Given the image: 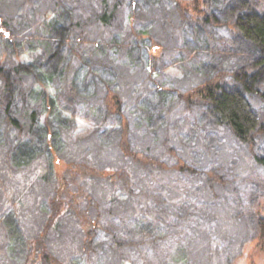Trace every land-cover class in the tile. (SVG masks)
<instances>
[{
  "label": "trees",
  "instance_id": "obj_1",
  "mask_svg": "<svg viewBox=\"0 0 264 264\" xmlns=\"http://www.w3.org/2000/svg\"><path fill=\"white\" fill-rule=\"evenodd\" d=\"M24 1L25 7L31 8L33 0ZM251 2L153 0L145 30L137 29L131 6L129 32L118 33L111 26L126 0H112V5L110 0H101L100 13L92 14L100 29L94 37L83 12L76 5L67 8L57 0L54 14H34L33 21L21 18L26 33L0 15V264H70L60 250L65 245L66 230L78 242V247L68 253L74 251L71 255L79 254L76 258H86L89 264L99 248L109 253L107 264H141V259L132 257L143 256L148 250L141 237L130 239L110 230L104 242L95 243L92 224L99 223L104 214L129 216L126 208L131 205L118 207L117 198L136 201L145 216L152 214L165 224L171 218L175 233L169 230L173 234L170 238L177 240L186 230V235L191 233L189 237L196 239L183 242V264L234 263L251 237L236 235L241 224L235 220L244 217L243 202L235 200L230 210L226 201L236 198L238 190L232 186H240L244 177L233 176L222 161L213 170L197 171L181 158L175 164L169 159L179 147L173 137L180 129L194 138L195 132H210L196 125L217 124L236 143L247 145L253 164L264 169V155L259 152V143L264 141V13ZM38 30H42L41 46L51 53L45 66L25 64L21 59V52L37 38L34 31ZM109 31L113 33L107 35ZM185 62L192 69L184 70V78L201 70L200 78L189 79L192 82L187 86L180 82L164 88L161 79L169 78ZM55 81L59 86L51 91ZM97 83L102 94L93 106L101 119L95 129L118 135L110 150L113 158L109 157L110 164L104 168L113 173L101 176L96 173L103 168L96 164L103 158L90 156L87 146H75L79 143L72 134L76 115L63 111V104L74 94L88 99ZM28 97L36 101L28 103ZM154 99L161 101L152 114L155 121H148L146 114L144 123L162 127L161 144L155 148L134 139L150 129H133L134 110L141 119V112L150 110ZM73 149H79L76 155ZM81 160L91 167L87 172L77 165ZM61 163L67 168L59 176L55 165ZM171 167H178L181 174L194 170L205 177L201 200L182 214L169 212L172 202L162 179ZM19 178L24 179V185ZM96 184L108 187L113 196L104 194L106 187L103 195L97 194ZM153 190L158 199L153 198ZM43 203L47 210L39 214L36 207L43 208ZM102 204L110 205L109 209L103 211ZM205 204L216 212L208 219L211 222L227 217L217 234L208 235L204 229L207 221L196 215V208ZM79 206L86 212L94 211L91 225L79 218ZM160 210L161 219L157 216ZM74 213L76 216L65 220ZM255 227L264 240V216L258 217Z\"/></svg>",
  "mask_w": 264,
  "mask_h": 264
},
{
  "label": "rangeland",
  "instance_id": "obj_2",
  "mask_svg": "<svg viewBox=\"0 0 264 264\" xmlns=\"http://www.w3.org/2000/svg\"><path fill=\"white\" fill-rule=\"evenodd\" d=\"M251 1V5H253L259 12L264 13V0ZM57 2L65 3L67 8L72 7V5H76L77 8L83 12L84 17L90 21L89 27H91L90 32L92 37H94L95 34L100 31L92 14L96 12L100 13L101 9L99 8L101 0H57ZM152 3L153 0H126L125 6L119 9L118 17L113 20L111 29L118 33H120V30H122L124 33L129 32L128 22L131 19L129 13L131 11L130 7L132 6L135 9L134 14L137 19L136 20L134 18L133 21L135 25L139 24L137 25V29L145 30L146 17L148 16V12ZM110 5H112V0H110ZM57 9L58 6L56 4V0H33L31 8H29V6L25 7L24 0H0V15L6 19H10L13 25L20 26L22 33H26V31L22 29L24 25L21 18L23 20L25 19L28 21H33L35 18L34 14L40 15L44 11H48L49 14H54ZM79 10L78 12L80 13ZM15 29L17 28L15 27ZM40 31L42 30L34 31L37 35V38L31 39L25 49L21 52V59L25 64H30L32 62L39 66H45L49 60L51 53H49L45 46H41L42 42L40 41ZM112 33V31H109L107 35ZM55 37L58 40H61L62 38H60L58 34H56ZM137 65L139 67L142 66L141 64L139 65V62ZM177 68L178 69L173 70L171 74H169V78L163 77L161 79V84L164 88H168L171 85H176L180 82L187 86L190 84V82H192V79H199L200 75L202 74L201 70H195L189 74L187 78H184V70L186 69L187 71H190L192 69L189 62H185L183 65H179ZM123 74L125 77H128L125 70L123 71ZM98 84L99 83L94 85V88L92 89L88 99L83 98L79 93H77L78 98H76L75 96H77V94H74L73 99H70L68 102L66 101L63 104V111L68 114L74 113L76 115V119L72 122V134L74 142L79 143L75 144V146H87L91 150L90 156H100L103 158L102 162L100 161L96 164L97 168H103V170H101L99 173H96L101 176L107 174L108 172L110 174L113 173L112 170H104V168L108 167L110 164V161L108 160L109 157L113 158L110 150L113 149L112 147L115 142V138H117L118 135L116 133H103L101 130L97 131L95 129L101 119V116L99 117L95 111L97 108L93 106L95 105L94 102L98 100L102 94V86ZM56 85L59 86V82L55 81L49 89L51 91L56 90ZM162 86L161 88H163ZM34 87L37 88L38 84H35ZM148 89L151 90V86L148 87ZM35 101V98H27L28 103H34ZM86 101H88V103H86ZM160 102L161 101L154 99L151 109L147 110V113L145 111L141 112V119L138 118L136 110H134L136 117L133 125L134 131H140L143 128L151 130L149 133L137 134L136 137H134L136 142L137 140H144L145 142H148L153 148L158 147L161 144L160 138L163 137L162 127L159 125L152 126L150 124L147 125L144 123V116L146 114H148V121L149 119H151V122L155 121V116L152 114H155V108L159 109ZM19 104L22 105L23 103L20 101ZM141 106L142 103H140L138 106L140 110ZM180 125L186 126L185 123H180ZM216 125L217 124L213 126V124L206 123L196 125L200 129H204L206 127V129L210 130V132H204L205 135L200 133L197 134L195 132L194 138H190L188 136V132L185 133L183 129H180L175 137H173V139L176 138V146L178 145L179 147H177V150L175 151L176 154L173 155L171 159H169L170 163L175 164L176 160L181 158L180 160L183 162L186 163L187 161L197 171H201L202 168L209 167H211V170H213V168H217L219 163L222 161L224 162V165L226 164L225 166L228 167V172H230L233 176L241 175L244 177L242 180H240V186L239 183L235 186H232L233 190L234 188L238 190L236 198L234 199L233 197H230V200L226 201L230 210H232V204H236L235 200L240 199V202H243L242 206L244 217L241 218V220H235L236 224H241L240 230H236V235L242 234L244 236L246 233L249 234V237H251L244 243L242 246L241 255L235 259L233 264H264V240H262L261 236L257 234L255 227L258 217L264 216V169L261 167H256L253 164V159L249 157L250 155L248 153V148L246 147L247 145L242 144L241 146V143H236L231 138V136H229L227 133L225 134L221 126ZM150 139L151 141L149 142ZM259 147V152L264 155V141L259 143ZM80 150H82V148H80ZM78 151L79 149H73L72 152L76 155ZM115 155L117 159H119V152L117 150H115ZM254 156L256 158L257 154ZM40 159L45 160L44 157H41ZM121 162H123V160H121ZM77 165H79L80 170L84 172H87L89 168H91L86 162H83V160L77 162ZM55 168L57 169L60 176L67 167L65 164L61 163L55 165ZM177 168L178 167H171V172L168 173V176L165 179H162V182H164L163 186L167 187V195L172 202V207L169 211L171 214H177L178 212L179 214H182V212L188 207H193L196 205V203L201 200L199 192L203 187V181L205 180L203 175H200L198 172H194L193 169V173L186 174L183 172V174H181L178 172ZM243 173H245L246 176ZM19 181L22 185H24L25 181L23 178H19ZM96 185V193L103 195V188L106 186L103 187V184H101L102 186L100 184ZM105 189L104 194L106 196L112 194L109 192L108 187ZM153 192V198L158 199V197L155 196V190H153ZM66 200L68 201V204L71 203L70 199ZM129 202L131 203L129 204ZM155 202L157 207H161V204L158 200H155ZM116 205L118 207H126L127 205H131V207L126 208L128 211L127 214L129 216L127 218H123L117 215L119 214L117 213L115 214L117 217L115 216L113 218L108 214H104L102 220L99 223L92 224V227H94L96 232L94 238L95 243L99 244L104 242L107 238L108 231H117L126 238L132 239L134 237H141V239L145 241V244H147L148 247V250L145 252V254L143 256H137L135 254L132 256L135 260L141 259V264H183L184 259L182 252L185 248V244L183 242H193L196 239L189 237L191 233L186 235L185 233L187 230L184 233H180L179 231L180 234L177 240L174 237L170 238V236L173 235L172 233H175V225L171 221V218L170 220H167L168 223L165 224V221H157L156 217H154L152 214L145 216L140 210L143 208L138 207L136 201L129 198H117ZM42 206L43 208L40 206L36 207L39 214H42L40 210L44 211L45 208L47 210V204L43 203ZM102 206L104 208L103 211H107L110 205L108 206L106 204H102ZM83 208L84 207L79 206L78 216L80 219H84L87 225L88 223L91 225L89 220H91V222L93 220L95 221L96 215L94 214V211H92L93 213L89 210L86 212V209ZM117 210L119 209L117 208ZM117 210L116 212H118ZM196 210V215L202 216L203 220L207 221V226H204V229L207 231L208 235L213 233L217 234V229L220 228L221 225H224L227 220L226 216H222L220 220L214 222L208 220L215 211L207 208L206 204L200 205L199 208H196ZM73 216H76L75 213L68 214L64 218L67 220L71 219ZM157 216L159 219L162 218L161 210ZM197 218L198 217H196V219ZM169 230L172 231V233ZM66 231L63 232L65 245L60 248V250L65 253L70 264H89L86 258H76L79 256V254L74 256L71 255L74 253V251L68 253L69 250H74L78 247V242L75 241L76 238L74 237L73 233L71 236H68ZM188 238L192 239L188 240ZM69 247L72 248L68 249ZM99 249L97 253H93L94 258L91 264H107L110 261L111 258H109V253L105 250V248Z\"/></svg>",
  "mask_w": 264,
  "mask_h": 264
}]
</instances>
